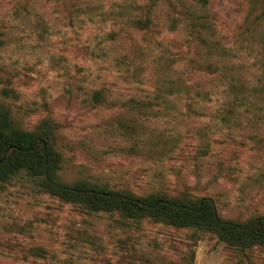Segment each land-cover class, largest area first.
<instances>
[{
  "label": "rangeland",
  "instance_id": "rangeland-1",
  "mask_svg": "<svg viewBox=\"0 0 264 264\" xmlns=\"http://www.w3.org/2000/svg\"><path fill=\"white\" fill-rule=\"evenodd\" d=\"M0 106L50 126L57 180L264 216V0H0ZM0 264H264L195 229L0 182Z\"/></svg>",
  "mask_w": 264,
  "mask_h": 264
},
{
  "label": "trees",
  "instance_id": "trees-1",
  "mask_svg": "<svg viewBox=\"0 0 264 264\" xmlns=\"http://www.w3.org/2000/svg\"><path fill=\"white\" fill-rule=\"evenodd\" d=\"M196 1L205 5L209 0ZM49 128L46 122L35 130L17 128L9 112L0 106L1 183L25 174L46 193L78 205L86 212H113L136 223L149 219L177 229H195L239 250L264 245V216L244 221L225 220L218 215L213 200L207 197L157 193L139 196L83 181L58 182L61 157L54 150Z\"/></svg>",
  "mask_w": 264,
  "mask_h": 264
}]
</instances>
